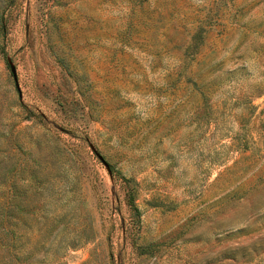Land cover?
Listing matches in <instances>:
<instances>
[{
	"label": "rangeland",
	"instance_id": "obj_1",
	"mask_svg": "<svg viewBox=\"0 0 264 264\" xmlns=\"http://www.w3.org/2000/svg\"><path fill=\"white\" fill-rule=\"evenodd\" d=\"M0 264H264V0H0Z\"/></svg>",
	"mask_w": 264,
	"mask_h": 264
}]
</instances>
